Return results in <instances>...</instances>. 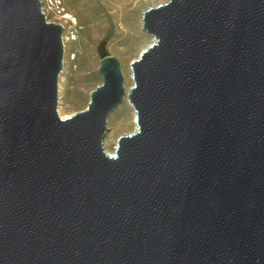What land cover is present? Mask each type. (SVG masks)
Wrapping results in <instances>:
<instances>
[{"label":"water","instance_id":"1","mask_svg":"<svg viewBox=\"0 0 264 264\" xmlns=\"http://www.w3.org/2000/svg\"><path fill=\"white\" fill-rule=\"evenodd\" d=\"M131 62L58 112L64 26L0 0V264H264V0H166Z\"/></svg>","mask_w":264,"mask_h":264},{"label":"rangeland","instance_id":"2","mask_svg":"<svg viewBox=\"0 0 264 264\" xmlns=\"http://www.w3.org/2000/svg\"><path fill=\"white\" fill-rule=\"evenodd\" d=\"M165 1L133 0L137 2L136 12L125 20L113 15L116 8L95 12L89 4H96L97 0H61L65 11L72 14L77 23L71 19L63 20L51 9L47 11L49 21L64 26L65 50L58 83L59 114L71 115L87 107L92 90L103 82L99 72L102 52L120 61L124 84L130 81L128 87L133 85L131 62L152 42L150 34L143 30V13ZM134 116L133 107L124 109V101L111 113L104 139L107 151L116 149L121 135L135 130Z\"/></svg>","mask_w":264,"mask_h":264},{"label":"bare ground","instance_id":"3","mask_svg":"<svg viewBox=\"0 0 264 264\" xmlns=\"http://www.w3.org/2000/svg\"><path fill=\"white\" fill-rule=\"evenodd\" d=\"M103 1L105 3H103ZM90 2V1H89ZM88 3V2H87ZM144 4V3H143ZM137 5V2L134 3L133 0H97L96 4H89V7H91V9H93L95 12H100L103 9H111V8H116V11L113 12V15L121 18V19H127V18H131L133 17V13L136 12L135 11V6ZM142 5V4H141ZM140 6V5H139ZM141 8V7H140ZM138 10V9H137ZM92 11V10H91ZM93 12V11H92ZM100 14V13H98ZM97 14V15H98ZM109 14V13H108ZM138 14V13H137ZM105 15V14H104ZM68 17L74 21V23H77V19L70 13H68ZM118 19V18H117ZM93 21V20H92ZM134 21V19H133ZM136 23V22H135ZM138 23V22H137ZM125 26V25H124ZM136 26V25H134ZM138 27V26H137ZM122 30V29H121ZM123 33V32H122ZM132 33V31H131ZM136 35V34H135ZM138 36V35H137ZM152 38V41L154 40V37L152 35H150ZM127 38V37H126ZM132 38V37H131ZM64 39V38H63ZM133 79V78H131ZM130 81H126L124 86L126 89V95L124 97V109L128 110L130 107H133L130 99L128 98V92L130 90V88L132 87L130 85V87H128ZM63 118L66 116H69L68 114H60ZM134 122H135V129L137 128V124H136V113L134 116ZM109 154L111 155H115V150L113 151H108Z\"/></svg>","mask_w":264,"mask_h":264},{"label":"built area","instance_id":"4","mask_svg":"<svg viewBox=\"0 0 264 264\" xmlns=\"http://www.w3.org/2000/svg\"><path fill=\"white\" fill-rule=\"evenodd\" d=\"M42 1V8L45 12L46 16L48 17L47 11L51 9L53 12H57L58 16L61 17L63 20L70 19L68 17V13L65 11L61 0H41Z\"/></svg>","mask_w":264,"mask_h":264}]
</instances>
